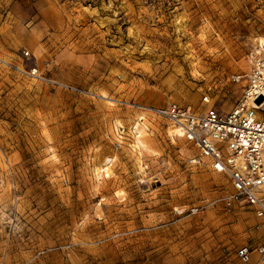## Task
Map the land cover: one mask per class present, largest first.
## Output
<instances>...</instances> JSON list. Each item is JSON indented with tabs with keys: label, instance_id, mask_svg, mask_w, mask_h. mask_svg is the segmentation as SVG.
<instances>
[{
	"label": "rangeland",
	"instance_id": "obj_1",
	"mask_svg": "<svg viewBox=\"0 0 264 264\" xmlns=\"http://www.w3.org/2000/svg\"><path fill=\"white\" fill-rule=\"evenodd\" d=\"M263 26L264 0H0V264H264L228 179L137 109L225 115Z\"/></svg>",
	"mask_w": 264,
	"mask_h": 264
},
{
	"label": "built area",
	"instance_id": "obj_2",
	"mask_svg": "<svg viewBox=\"0 0 264 264\" xmlns=\"http://www.w3.org/2000/svg\"><path fill=\"white\" fill-rule=\"evenodd\" d=\"M262 41H257L250 50L249 71L230 77L232 83L244 82V87L238 104L225 115L212 108L198 112L176 103L137 109L147 114V118L164 121L179 130L178 138L197 152L190 163L203 165L228 179L232 191L218 202L228 208L238 204L249 209L264 227V38ZM0 64L6 65L1 59ZM202 104H210V98L203 96ZM144 119L145 115L137 116L127 134L136 137ZM115 133L119 142L124 141L123 127H116ZM257 252L260 261L264 260V244ZM251 256L248 246L236 251L242 264H249Z\"/></svg>",
	"mask_w": 264,
	"mask_h": 264
},
{
	"label": "bare ground",
	"instance_id": "obj_3",
	"mask_svg": "<svg viewBox=\"0 0 264 264\" xmlns=\"http://www.w3.org/2000/svg\"><path fill=\"white\" fill-rule=\"evenodd\" d=\"M259 41H261V42H263L262 40H259ZM171 132L173 133V136L174 135H177L178 137H180V131L179 130H177L176 128H171ZM170 132V133H171ZM171 133V134H172ZM140 145H141V142H140V140H138L137 138H136V140H135V144H134V147H140ZM105 175L108 177L109 175H108V172H105Z\"/></svg>",
	"mask_w": 264,
	"mask_h": 264
}]
</instances>
